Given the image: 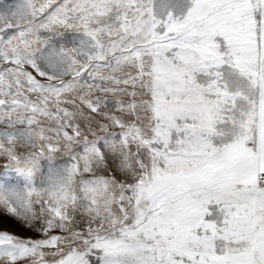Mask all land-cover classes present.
<instances>
[{"label": "snow or ice", "instance_id": "snow-or-ice-1", "mask_svg": "<svg viewBox=\"0 0 264 264\" xmlns=\"http://www.w3.org/2000/svg\"><path fill=\"white\" fill-rule=\"evenodd\" d=\"M0 8V264H264V0Z\"/></svg>", "mask_w": 264, "mask_h": 264}, {"label": "rangeland", "instance_id": "rangeland-1", "mask_svg": "<svg viewBox=\"0 0 264 264\" xmlns=\"http://www.w3.org/2000/svg\"><path fill=\"white\" fill-rule=\"evenodd\" d=\"M3 2H4V3H12L13 0H3ZM0 10H2V8H0ZM5 226L8 227L9 230H11V231H17L16 226H15L14 223L11 222V221H9L8 224L5 225ZM20 234H21V235H25V234H27V233H23V232H21Z\"/></svg>", "mask_w": 264, "mask_h": 264}]
</instances>
